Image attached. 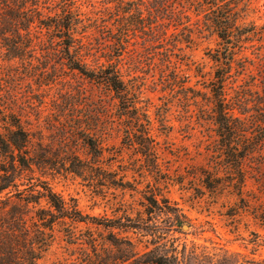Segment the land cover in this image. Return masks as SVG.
<instances>
[{"label": "trees", "instance_id": "obj_1", "mask_svg": "<svg viewBox=\"0 0 264 264\" xmlns=\"http://www.w3.org/2000/svg\"><path fill=\"white\" fill-rule=\"evenodd\" d=\"M80 1L0 0V51L4 59L26 65L25 69L40 65L41 83H45L48 71L60 66L65 73L91 83L99 91L101 102L105 96L110 102L109 108L99 103L95 120L85 117L91 125L71 109L72 113H67L70 122L67 135L59 143L60 148L53 149L44 143L42 134L31 130L22 112L2 101L0 92L3 130L0 131V264H37L56 240L57 232H63L71 244H87L92 249V254L83 251L80 264H261L234 261L228 253L219 256L202 255L195 250L187 252L174 245L168 234L180 222L179 214L164 196L145 195L147 216L125 215V219L100 222L98 217L84 212L77 199H67L58 193L47 179L57 174H74L94 181L103 162L100 138L108 128L122 133L123 144L135 148L148 167L157 168L160 164L158 142L153 135L154 120L142 105L137 84L126 81L121 69L113 63L89 62ZM176 1L112 0L110 3L114 5L107 8L114 10L111 16L117 22L119 35L113 37L115 42L123 46L127 37L140 32L148 46L158 49L156 52L163 56L162 73L166 74L167 86L187 91L190 87L184 84L188 77L171 65L172 50L168 46L170 26L177 28L190 18L188 7L181 0L176 5ZM190 2L197 15L203 14L201 28L211 29L220 39L217 53L212 55L218 67L207 84L209 97L206 98L212 105L209 112L215 125L214 169H202L203 186L220 193L229 185L224 180L228 176L232 178L229 183L242 196L247 182V162L256 155H264V83L261 82V89L255 88L259 85L253 82L239 86L240 90L232 87L235 50L250 32L239 25L243 19L242 0ZM187 96L184 98L188 99ZM156 116L161 127L167 126L165 111L156 112ZM169 128H163L164 133ZM81 139L85 158L70 145ZM263 165L264 160L260 162ZM162 218L169 223L164 228ZM81 224L86 226L88 234L79 230ZM94 226L107 230L103 237L106 247L101 254ZM129 232L147 237L146 250H138V243L127 235Z\"/></svg>", "mask_w": 264, "mask_h": 264}, {"label": "rangeland", "instance_id": "obj_2", "mask_svg": "<svg viewBox=\"0 0 264 264\" xmlns=\"http://www.w3.org/2000/svg\"><path fill=\"white\" fill-rule=\"evenodd\" d=\"M110 1L79 2L85 18L83 41L89 51L88 59L92 64H115L126 81L137 84L142 105L148 108L154 120L153 135L158 142L160 164L157 168L148 167L135 148L123 144L122 133L108 128L100 138L104 147L103 162L94 181L74 174H57L47 179L58 193L67 199H77L81 209L98 217L100 222L125 219V215L138 218L145 211V195L164 196L179 214L180 222L173 225L168 234L174 245L187 252L195 250L202 255L216 253L219 256L228 253L234 261L264 264V165L260 166L264 155H256L247 162V182L242 196L229 183L232 178L227 175L224 180L229 185L220 193L205 188L202 182V169H214L215 125L209 112L212 105L206 98L209 97L207 84L218 67L212 55L217 53L219 37L211 29L201 28L204 17L196 14L190 4L192 0H181L182 5L188 7L190 18L184 19V24L177 28L170 26L168 46L172 50L171 65L188 77L184 87L190 90L173 88L164 81L163 56L156 52L158 49L148 46L144 35L131 34L123 46L115 42L113 37H118L119 32L111 16L114 10L107 8L114 5ZM240 6L243 19L239 25L250 32L238 42L235 50L232 87L240 90L239 86L253 82L259 85L255 88L261 89L264 83V0H242ZM25 66L17 61L8 62L0 51L1 99L23 113V120L30 123L32 131L42 134L45 144L60 148L59 143L67 135L66 128L70 124L67 113L71 114L74 109L83 119L87 116L94 119L101 102L100 93L91 83L65 73L60 66L48 71L45 83H41L39 77L40 73L43 75L40 65L31 69ZM196 94L198 96H194ZM103 98L101 103L109 108V97ZM158 111L166 112L167 126L161 127L157 122ZM85 121L88 125L92 123L89 119ZM166 127L170 128L164 133ZM0 131H3L1 125ZM81 141H72L70 145L85 158ZM161 220V227L169 224L166 218ZM93 229L101 254L106 247L103 237L107 230L103 226ZM79 230L88 234L84 224ZM127 235L138 243L139 251L146 250L147 237L133 232ZM84 250L92 254L87 244H71L63 232H57L56 240L37 264H80Z\"/></svg>", "mask_w": 264, "mask_h": 264}, {"label": "water", "instance_id": "obj_3", "mask_svg": "<svg viewBox=\"0 0 264 264\" xmlns=\"http://www.w3.org/2000/svg\"><path fill=\"white\" fill-rule=\"evenodd\" d=\"M184 226H186V225H184Z\"/></svg>", "mask_w": 264, "mask_h": 264}]
</instances>
